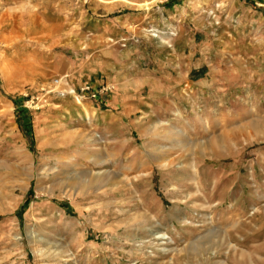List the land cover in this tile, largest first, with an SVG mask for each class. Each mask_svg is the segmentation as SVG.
<instances>
[{"label": "rangeland", "instance_id": "374dc122", "mask_svg": "<svg viewBox=\"0 0 264 264\" xmlns=\"http://www.w3.org/2000/svg\"><path fill=\"white\" fill-rule=\"evenodd\" d=\"M0 264H264V0H0Z\"/></svg>", "mask_w": 264, "mask_h": 264}, {"label": "crops", "instance_id": "0c3cea01", "mask_svg": "<svg viewBox=\"0 0 264 264\" xmlns=\"http://www.w3.org/2000/svg\"><path fill=\"white\" fill-rule=\"evenodd\" d=\"M69 68H70V66H68V64L64 65L65 71H67V70L70 71ZM109 74H111V73H108L106 68L101 67V68L97 69L94 73H91L90 77L92 78V82H95V83H98L99 80H100V82H102L104 79L105 80H113L110 78ZM114 74H115V72H114ZM131 75H134V73H132ZM101 77H103L104 79ZM130 80H131L130 83L135 84V82H136L135 76H131ZM145 80L149 81V79H147V78H145ZM118 84H119V82H118ZM66 86H67V83H66ZM89 87H91V86L89 85ZM71 89H72V92H71L72 95H77L76 94L77 92L75 91V89L74 88H71ZM90 98H94V100H97V98H99V97H91L90 96ZM99 100L101 102L102 99L99 98ZM130 103L132 105L129 106L128 104H126V102H123V104L121 106L122 108L99 107V106H93L92 104L87 103L86 104L87 110L94 113V116L91 118V121L90 122L87 121V122L92 123L95 128H98V129L100 128L101 131H104L105 133H106V130L108 128H112V129L117 128L118 132H116L114 130V132L112 133V140L118 141L117 144L120 143L119 145L122 146L124 141L128 139L125 135H123L122 131H124L125 128H127L126 126H128L130 124L132 125V122H133V120H130L131 113L134 111L135 112H137V111L142 112V111L146 110L144 107L149 104L148 102L140 100V99L139 100H132V102H130ZM143 103L145 104L144 106H143ZM83 110L84 109L82 108L79 111L78 118H77V124L80 123L78 121L79 119L84 118L83 117ZM101 133L103 134V132H101ZM116 133H118V135H116Z\"/></svg>", "mask_w": 264, "mask_h": 264}, {"label": "bare ground", "instance_id": "6f19581e", "mask_svg": "<svg viewBox=\"0 0 264 264\" xmlns=\"http://www.w3.org/2000/svg\"><path fill=\"white\" fill-rule=\"evenodd\" d=\"M57 80V82H56V84H59L60 82H61V80L59 79V78H57L56 79ZM88 115V114H87ZM88 118V120L90 119V117L88 116L87 117ZM86 118V119H87ZM99 135H101V134H99ZM166 162V161H165ZM214 173V172H213ZM221 173V172H220ZM80 179V178H79ZM117 180V179H116ZM196 180V179H195ZM77 181H79L78 180V178H77ZM81 186V185H80ZM206 192V191H205ZM207 201V200H206ZM188 217V216H187ZM211 220H212V218H211ZM208 221H210V220H208ZM187 221H185V223H186ZM209 224H211V221L209 222ZM162 226V225H161ZM210 227H211V225H210ZM212 228V227H211ZM150 230V229H149ZM154 232L152 233L153 235H157V237H159L161 234L160 233H162V227H160V226H156V227H153V229H152ZM213 231V230H212ZM212 234H214V233H211V235ZM230 251V250H229Z\"/></svg>", "mask_w": 264, "mask_h": 264}, {"label": "built area", "instance_id": "2783aa9c", "mask_svg": "<svg viewBox=\"0 0 264 264\" xmlns=\"http://www.w3.org/2000/svg\"><path fill=\"white\" fill-rule=\"evenodd\" d=\"M55 82H57V80L55 79ZM92 97H94L95 95H91ZM99 135V134H98ZM101 138H103L101 135H99Z\"/></svg>", "mask_w": 264, "mask_h": 264}]
</instances>
